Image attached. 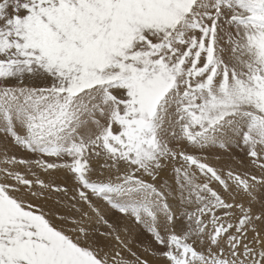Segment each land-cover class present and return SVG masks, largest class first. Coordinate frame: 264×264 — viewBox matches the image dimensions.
Instances as JSON below:
<instances>
[{
  "label": "snow or ice",
  "instance_id": "snow-or-ice-1",
  "mask_svg": "<svg viewBox=\"0 0 264 264\" xmlns=\"http://www.w3.org/2000/svg\"><path fill=\"white\" fill-rule=\"evenodd\" d=\"M0 264H264V0H0Z\"/></svg>",
  "mask_w": 264,
  "mask_h": 264
},
{
  "label": "bare ground",
  "instance_id": "bare-ground-1",
  "mask_svg": "<svg viewBox=\"0 0 264 264\" xmlns=\"http://www.w3.org/2000/svg\"><path fill=\"white\" fill-rule=\"evenodd\" d=\"M235 146V145H234ZM233 146V147H234ZM237 154H239V151H237ZM212 156V158L216 161V162H214V163H220V161H227L228 159H229V157L227 156V155H221L220 157H219V160L217 159V155H213V154H209V158ZM150 241V239L148 238V237H146L145 236V243H147V242H149ZM149 260H151L150 258H149Z\"/></svg>",
  "mask_w": 264,
  "mask_h": 264
},
{
  "label": "rangeland",
  "instance_id": "rangeland-1",
  "mask_svg": "<svg viewBox=\"0 0 264 264\" xmlns=\"http://www.w3.org/2000/svg\"><path fill=\"white\" fill-rule=\"evenodd\" d=\"M235 147V146H234ZM236 151H239L238 149L236 150ZM17 155H19V153H17ZM209 160H210V162H212V163H214V162H216L213 158H212V156L209 158ZM146 237H148L147 235H145ZM150 240H151V238L150 237H148ZM148 259L150 258L151 259V257H147Z\"/></svg>",
  "mask_w": 264,
  "mask_h": 264
}]
</instances>
